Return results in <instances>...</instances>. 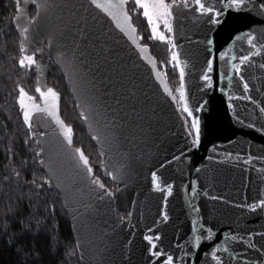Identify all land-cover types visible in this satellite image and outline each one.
<instances>
[{"label":"water","instance_id":"water-1","mask_svg":"<svg viewBox=\"0 0 264 264\" xmlns=\"http://www.w3.org/2000/svg\"><path fill=\"white\" fill-rule=\"evenodd\" d=\"M44 2L47 7L36 6ZM206 2L221 7L219 0ZM188 3L189 7H183L181 0H176L172 7L171 35L176 45L172 51L180 60L179 66L173 61L174 67L178 77L179 67L184 68L188 106L200 121L196 146L194 135H189L194 133L191 117L172 98L175 94L168 78L151 47L138 36L132 15L137 43L148 46L143 55L90 0H19V7L16 3L13 20L19 49L24 44L28 54L35 52L37 84L42 90L54 88L49 83L52 65L60 70L98 157L108 171L118 175L112 180L105 168L85 153L95 175L104 184L106 180L112 183L105 186L115 195L99 199L102 191L89 183L73 159V148L84 150L75 145L74 127L68 124L73 129L69 147L56 131L54 120L45 113L33 114V132L46 133L34 138L40 141L38 148H45L43 158L53 171L39 167L46 176L51 175L53 185H59L47 188L61 197L81 264H166L167 255L174 257V264H217L211 255L215 244H220L217 255L222 264H264V235H260L264 233V210L253 212L237 206L264 198V112H260L264 107V9L260 7L264 0H245L239 10L228 9L225 25L220 26L210 25L206 16L193 11V0ZM32 17L36 20L30 24ZM17 23L29 29L26 39ZM80 31L86 33V39ZM249 31L256 35L258 52L240 35ZM209 38L214 39L211 46L207 45ZM210 51L216 59L213 71L207 72ZM221 51L228 52L224 60L219 58ZM249 52L253 55L237 74L231 64L238 60H231V56ZM143 56L152 59L156 67ZM206 73L212 77L211 83L202 78ZM240 75L249 84L247 91ZM58 93V115L65 121L62 94ZM248 95L251 101L243 98ZM32 97L44 106L36 89ZM82 102L93 105L90 122L81 118L77 105ZM251 124L255 128L248 126ZM93 129L108 138L103 147L93 139L97 135ZM153 172L159 177L161 190L153 185ZM167 185L172 186L171 195ZM193 187L199 193L194 198ZM214 196L223 199L214 200ZM198 216L196 227L204 225V229L193 233L192 221ZM209 227L213 240L202 239L199 247L193 246L192 237L207 235ZM157 234L160 239L155 243L165 253L162 257L151 256L150 242L145 240L146 235ZM233 235L244 237V241L231 239ZM249 240L255 248L249 246Z\"/></svg>","mask_w":264,"mask_h":264},{"label":"trees","instance_id":"trees-1","mask_svg":"<svg viewBox=\"0 0 264 264\" xmlns=\"http://www.w3.org/2000/svg\"><path fill=\"white\" fill-rule=\"evenodd\" d=\"M16 3L17 0H0V264H81L71 223L59 193L47 186L39 189L32 183L33 180L41 183L46 175L34 160L39 148L32 137L33 130L23 122L16 97L17 85L33 96L38 73L35 66L21 68L17 63L22 53L13 20ZM129 12L138 26L142 43L151 47L159 68L171 88H175L180 78L171 59V45L151 38V26L142 12L136 10L133 0L129 3ZM51 73L49 81L62 94L61 115L74 127L75 143H79L78 133H82L98 157L97 148L87 136L62 73L54 65ZM54 76L64 81L71 95L73 116L64 110L66 103H62L66 102V96L56 85ZM26 139L29 140L27 144ZM96 174L102 177L99 170ZM105 184L112 186L108 180ZM51 204H55L54 213L49 209Z\"/></svg>","mask_w":264,"mask_h":264},{"label":"snow or ice","instance_id":"snow-or-ice-1","mask_svg":"<svg viewBox=\"0 0 264 264\" xmlns=\"http://www.w3.org/2000/svg\"><path fill=\"white\" fill-rule=\"evenodd\" d=\"M135 8L137 11L142 12L143 17L146 18L147 23L151 26V38L158 39L160 41H166L171 45L172 49L176 48V45L173 41V38L171 36L165 35L163 31H160L159 24L162 21L164 27L167 29L168 32H172V26L169 23V18L172 16V7L176 6V0H173V5H169L165 2V0H133ZM90 3L94 5L97 9L102 10L104 13L107 14L108 17L111 18V20L115 23L116 27L121 31V33L125 34L127 38L136 45L138 49H140L141 55L147 50V45H141L137 43V29L132 24V16L129 14L127 10V3L128 0H90ZM219 3L221 5L220 8L216 7L215 5H212L210 3H207L206 0H193L192 8L193 11L198 12L201 16H206L208 18V23L213 26H220L225 25L226 18H227V10L228 9H237L239 10L242 5L245 4V0H219ZM181 4L183 7H189L188 0H181ZM17 6L19 7V0H17ZM38 8H44L47 7V3H40L36 5ZM260 7L264 9V4H261ZM19 17H17L18 19ZM36 20V17H32L30 20V24ZM16 27L20 29L22 33L25 34V39L27 32L29 29L27 27H21L19 23L16 24ZM241 36L247 37V43L251 46L252 49H256L257 52L259 49L257 48V44L254 43L256 41V35L252 32L247 33H241ZM80 36L82 38L86 39V33L84 31H80ZM239 38V37H237ZM214 44V39L209 38L207 40V45L211 46ZM49 46H51V43H49ZM20 51L22 55L19 57L17 63L21 68H32L34 65H36V58H35V52H32L31 54H28L27 48L24 44H21ZM36 51H43V49H37ZM209 55L211 58L207 60V72L213 71V64L216 59L215 56H212L211 51L209 52ZM253 55L252 52H249L247 55H241L239 57L233 55L231 56V60H238V63H232L231 68L236 71L237 74L241 73L243 66L247 61H249L250 57ZM60 57H63V53L59 54ZM228 56L227 51H221L219 53V58L221 60H224L225 57ZM143 59L148 61L149 64H152V66L155 68L156 65L152 59H150L148 56H143ZM171 59L176 62V66H179L180 60H179V54L175 51H172ZM264 67V65H262ZM184 68L179 67V78L181 81L180 87L177 89V91L180 93V102L181 107L184 113H186L187 117H191V124L190 128L191 130H194V133L192 131L189 132V135H194V139L192 141L193 146H196L200 142V135H201V127H200V121L199 119L193 115V110L189 108L187 98L185 96V89H184ZM157 78H159V73H157ZM205 81H208L211 83L212 77L209 76L207 73L202 77ZM239 79L241 82H243V89L245 91L248 90L249 84L245 80L243 75L239 76ZM18 89V96L16 97V100L19 104L20 109L22 110V118L23 122L27 125V128L31 130L33 128V114L35 112H41L47 114L49 118L54 120L56 125V131L58 134L62 137L63 142L66 146H72L73 144V129L71 126L65 123L63 119L60 118L58 115L59 112V99L60 94L52 87H47L45 90H42L39 85L36 87V92L39 93L40 97L43 101V107L36 104L34 102V97L30 96L28 92L25 91L24 87L17 85ZM76 89L74 88V91ZM165 91H168L169 94L170 90L165 87ZM223 91V89H221ZM173 99H176L175 96L172 97ZM240 98V97H237ZM247 100H252V97L250 95L243 97ZM232 97H229V100H231ZM26 101H31V103H28ZM256 103L255 101H253ZM81 109V118L85 122H90L92 120V113L94 112L93 105L91 103L82 102L77 105ZM260 112H264V107L260 108ZM88 113V114H85ZM239 120V118H237ZM91 126V125H90ZM249 127L255 128L254 124L248 125ZM93 131L97 132V135L93 136V139H95L98 143L101 144L103 147V144L107 142L108 138L104 137L99 134L98 129H93ZM46 133L44 132H32V137H44ZM29 142L28 139L25 140V143L27 144ZM36 144L39 145L40 141L37 140ZM45 152L44 147H39V150L35 152L34 160L41 166H46L47 171L49 173H52L51 165L46 162V160L43 158V153ZM73 159L75 160L77 168L81 169L83 173L85 174L86 178L88 179L89 183L93 185L94 187L98 188L102 191L103 195H100L98 198L103 199L104 196H107L109 198L113 197L115 193L111 190H109L105 184L100 180L98 176L95 175L94 168L92 163L90 162L89 157L85 154L84 150L82 148H73L72 149ZM101 154H104L103 152ZM229 155H231L229 153ZM38 158V159H37ZM239 158V157H237ZM173 159H178V157H173ZM252 159L251 156L248 157V160L250 161ZM99 166H103L105 168V173L108 177H110L112 180H117L118 175L114 174L112 171L107 170V165L105 161L100 160L98 162ZM164 165L162 164L161 167ZM120 170H117V173ZM17 176L19 173H15ZM152 182L153 185L158 189H160L159 184V177L155 172L152 173ZM33 184H36V187L39 189H43L46 186H55L59 187V185H53V180L51 175L46 176L43 178L42 182L37 184L35 180L32 181ZM166 191L169 195L172 194V186L167 185ZM191 194L194 197H196L199 193L197 192V189L193 187L191 189ZM207 195V193H204ZM214 200H221L223 197H212ZM239 207H247L249 210L255 212L257 208H260L264 210V198L258 199L256 201H253L250 204L245 205H237ZM49 209L54 213L55 212V204L49 205ZM193 211L199 213V208L196 206H193ZM163 218L165 220L168 219L167 212L163 213ZM193 223V233L202 232L204 229V225H200L199 229L196 227V225L199 223V216L196 220L192 221ZM207 235L203 234H197L192 237V244L195 247H199L201 240H207L212 241L213 240V230L212 228L206 229ZM249 236L254 235L253 233H249ZM260 235H264V233H261ZM160 237L157 234L155 237L146 235L145 240L150 242V254L153 257H162L165 255V253L161 250H159L156 246L155 241L159 240ZM233 240L239 239L241 242L244 241V237L233 235L231 237ZM248 244L250 247L255 248L256 244L252 242L251 240L248 241ZM220 248V244H215L213 247V250L211 252V255L213 258L217 261V264H222L221 258L219 255H217V250ZM225 251H227V248H225ZM205 255H208V253H205ZM166 264H174V257L172 255H167L166 258Z\"/></svg>","mask_w":264,"mask_h":264},{"label":"rangeland","instance_id":"rangeland-1","mask_svg":"<svg viewBox=\"0 0 264 264\" xmlns=\"http://www.w3.org/2000/svg\"><path fill=\"white\" fill-rule=\"evenodd\" d=\"M131 2V1H130ZM165 2L167 4H171L173 2V0H165ZM130 13V12H129ZM131 15V14H130ZM171 19H172V16L169 18V23L171 24ZM159 29L160 31H163L165 33V35L167 36H171V32H168L167 29L164 27L163 25V22L161 21L160 24H159ZM53 80H55V83H57L56 85H58V88L62 89L63 93L65 94L66 96V102H64L65 100L63 99V102L62 104H65V111L69 114V115H72L73 114V110L70 109V103H71V95L68 93V90L65 86V83L64 81H62L60 78H58L57 76H54ZM50 83V81H49ZM180 83V82H179ZM178 83V84H179ZM38 85V84H37ZM171 87V86H170ZM177 87L178 85L175 87V88H171L173 89L174 91V94L176 96V99L178 100V103L181 104L180 102V93L177 91ZM33 96H35V91H33L32 93ZM73 116V115H72ZM78 136H79V143H75L76 146H79V147H83L84 150H85V153L91 157V160L92 162H99L100 161V158L98 159L97 157V154H96V151L95 149H93L89 144H87V141H85V136L82 135V133H78Z\"/></svg>","mask_w":264,"mask_h":264}]
</instances>
